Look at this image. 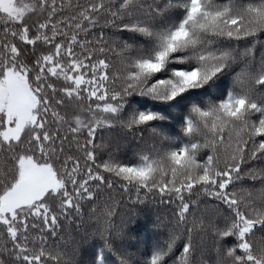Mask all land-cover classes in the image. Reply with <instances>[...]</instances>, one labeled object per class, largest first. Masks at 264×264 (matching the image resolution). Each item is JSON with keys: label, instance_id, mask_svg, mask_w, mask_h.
I'll return each instance as SVG.
<instances>
[{"label": "snow or ice", "instance_id": "6c2138e0", "mask_svg": "<svg viewBox=\"0 0 264 264\" xmlns=\"http://www.w3.org/2000/svg\"><path fill=\"white\" fill-rule=\"evenodd\" d=\"M165 2L0 0V264H264V0Z\"/></svg>", "mask_w": 264, "mask_h": 264}, {"label": "trees", "instance_id": "16d2710c", "mask_svg": "<svg viewBox=\"0 0 264 264\" xmlns=\"http://www.w3.org/2000/svg\"><path fill=\"white\" fill-rule=\"evenodd\" d=\"M208 2V0H206ZM235 0H210L209 7L211 8H219L223 9L225 7H232L234 5ZM250 2H258V0H250ZM190 3V0H166L163 4V12L162 17L157 21V25L159 30H170L174 27H177L179 23L183 20L186 15L187 7ZM251 39V38H250ZM255 47V54L257 57V62L259 63L260 58L264 56V33L260 34L259 37V46L253 45ZM229 52H233L236 49L230 48L226 49ZM250 51V49H249ZM245 52V47L241 45L239 49V53L241 58H243ZM178 56L182 54H177ZM185 63H170L166 66V69L161 72L155 74L150 82H155L156 80L163 79L168 80L171 79V72L173 70H189V66L195 67V61L188 56L184 57ZM242 70V69H241ZM223 79L224 83L231 84V76L225 77L224 74H218ZM135 107L139 110H145L141 108V105H144L147 109L152 110L159 114L163 119L160 120V123H169V116L175 114V109L170 107L169 104L161 99L150 98V97H142L136 96L132 98ZM174 103V102H173ZM135 210H133L134 212ZM143 219V217H141ZM131 236L128 240V244L130 246V251L132 252H144L147 250V257L145 261L150 259L152 255H157L163 248L165 243V238L159 234H157V230L151 228L150 226L145 229L143 227L137 228L135 222L130 225Z\"/></svg>", "mask_w": 264, "mask_h": 264}]
</instances>
